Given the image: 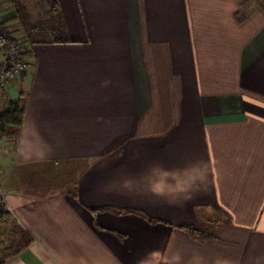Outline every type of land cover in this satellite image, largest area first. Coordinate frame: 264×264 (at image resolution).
<instances>
[{
	"label": "crops",
	"instance_id": "1",
	"mask_svg": "<svg viewBox=\"0 0 264 264\" xmlns=\"http://www.w3.org/2000/svg\"><path fill=\"white\" fill-rule=\"evenodd\" d=\"M41 2L0 264H264V0Z\"/></svg>",
	"mask_w": 264,
	"mask_h": 264
},
{
	"label": "trees",
	"instance_id": "2",
	"mask_svg": "<svg viewBox=\"0 0 264 264\" xmlns=\"http://www.w3.org/2000/svg\"><path fill=\"white\" fill-rule=\"evenodd\" d=\"M19 19L26 41L33 44L37 39V26L32 21L27 8L18 0H10ZM18 44L17 40L7 31V27L0 21V49L7 51L11 45ZM24 52L21 51V54ZM23 115L22 98L11 100L7 109L0 113V135L6 136L7 142L15 147L18 140V127ZM1 139V138H0ZM3 203L0 202V219L3 217ZM30 238L26 236V243Z\"/></svg>",
	"mask_w": 264,
	"mask_h": 264
},
{
	"label": "built area",
	"instance_id": "3",
	"mask_svg": "<svg viewBox=\"0 0 264 264\" xmlns=\"http://www.w3.org/2000/svg\"><path fill=\"white\" fill-rule=\"evenodd\" d=\"M21 51L20 46L15 44L11 45L4 54V61L0 64V91L6 89L28 67L29 64Z\"/></svg>",
	"mask_w": 264,
	"mask_h": 264
},
{
	"label": "rangeland",
	"instance_id": "4",
	"mask_svg": "<svg viewBox=\"0 0 264 264\" xmlns=\"http://www.w3.org/2000/svg\"><path fill=\"white\" fill-rule=\"evenodd\" d=\"M21 4H26V5H28V8H30V11L33 13V12H35L37 9H34V8H36V6L38 5V4H42V2H41V0H18ZM9 4V3H8ZM25 6V5H24ZM26 7V6H25ZM27 8V7H26ZM28 10V9H27ZM18 22V21H17ZM12 29V28H11ZM7 31L10 33V31L7 29ZM21 32V31H20ZM19 32V33H20ZM19 33L16 31V30H14V28H13V36H15V39L17 40V43H18V45L20 46V48L21 49H24L23 47V43H22V38H19L20 36H19ZM22 34V33H21ZM5 54L6 53V51H4L3 52V50L2 49H0V54ZM3 61H4V58H3ZM3 61H2V63H3ZM1 63V64H2ZM10 147L12 148L13 146H11L10 145ZM5 227H11L10 225H3V228L5 229ZM27 237H30L31 235L30 234H28V232H27ZM11 237V234L9 235V238ZM1 246V245H0ZM10 253V252H9ZM6 254V251H2L1 250V247H0V257L2 256V255H5Z\"/></svg>",
	"mask_w": 264,
	"mask_h": 264
}]
</instances>
